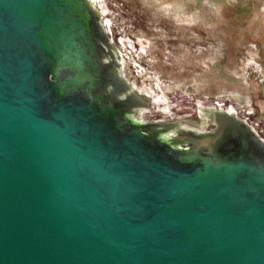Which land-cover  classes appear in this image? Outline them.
Segmentation results:
<instances>
[{
  "label": "water",
  "instance_id": "water-1",
  "mask_svg": "<svg viewBox=\"0 0 264 264\" xmlns=\"http://www.w3.org/2000/svg\"><path fill=\"white\" fill-rule=\"evenodd\" d=\"M104 23L0 0V264H264V139L224 108L137 120Z\"/></svg>",
  "mask_w": 264,
  "mask_h": 264
},
{
  "label": "rangeland",
  "instance_id": "rangeland-1",
  "mask_svg": "<svg viewBox=\"0 0 264 264\" xmlns=\"http://www.w3.org/2000/svg\"><path fill=\"white\" fill-rule=\"evenodd\" d=\"M93 2L128 63L127 80L151 104L136 118L204 131L224 108L264 139V0Z\"/></svg>",
  "mask_w": 264,
  "mask_h": 264
},
{
  "label": "bare ground",
  "instance_id": "bare-ground-1",
  "mask_svg": "<svg viewBox=\"0 0 264 264\" xmlns=\"http://www.w3.org/2000/svg\"><path fill=\"white\" fill-rule=\"evenodd\" d=\"M92 1V3L94 4V2H93V0H91ZM94 6H96L95 4H94ZM121 69H122V73H123V75H124V77L126 78V79H128L129 80V78L127 77V73H126V71H127V69H128V63H126V60H124L123 58H122V60H121ZM144 77H146V76H144ZM147 78V77H146ZM151 80H149V81H154V80H156V78L154 79V78H150ZM158 81L160 80V79H157ZM159 89H161V91L162 92H164V94H166L167 96L170 94V93H173L174 92V90L173 89H171L170 87H163V88H159ZM185 94L186 95H188V96H190V94L189 93H187V92H185ZM171 108H172V106L170 107H168V109L169 110H171ZM238 117H239V115H238ZM138 120V119H137ZM170 135H176L175 134V132H170L169 134H167V135H165L164 136V138L166 139V140H169V136Z\"/></svg>",
  "mask_w": 264,
  "mask_h": 264
},
{
  "label": "flooded vegetation",
  "instance_id": "flooded-vegetation-1",
  "mask_svg": "<svg viewBox=\"0 0 264 264\" xmlns=\"http://www.w3.org/2000/svg\"><path fill=\"white\" fill-rule=\"evenodd\" d=\"M105 27H106V29H107V31H108V28H107V26H106V24H105ZM136 88H137V86H135ZM135 118H136V115H135ZM136 119H138V118H136ZM141 120V119H140ZM157 121H159V120H157ZM191 122V121H190ZM192 123V122H191ZM192 129V128H191ZM161 136H162V138H164V134H161Z\"/></svg>",
  "mask_w": 264,
  "mask_h": 264
}]
</instances>
